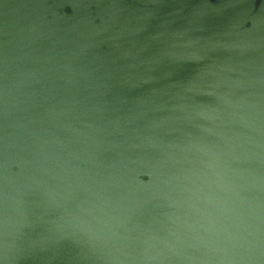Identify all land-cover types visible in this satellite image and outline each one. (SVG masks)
Returning <instances> with one entry per match:
<instances>
[{
    "label": "water",
    "instance_id": "water-1",
    "mask_svg": "<svg viewBox=\"0 0 264 264\" xmlns=\"http://www.w3.org/2000/svg\"><path fill=\"white\" fill-rule=\"evenodd\" d=\"M0 264H264V0H0Z\"/></svg>",
    "mask_w": 264,
    "mask_h": 264
}]
</instances>
